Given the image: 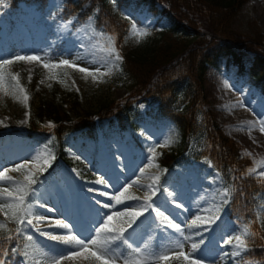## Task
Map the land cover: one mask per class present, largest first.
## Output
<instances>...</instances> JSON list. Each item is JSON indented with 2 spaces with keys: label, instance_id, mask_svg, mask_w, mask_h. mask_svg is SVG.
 Instances as JSON below:
<instances>
[{
  "label": "rangeland",
  "instance_id": "obj_1",
  "mask_svg": "<svg viewBox=\"0 0 264 264\" xmlns=\"http://www.w3.org/2000/svg\"><path fill=\"white\" fill-rule=\"evenodd\" d=\"M61 3L62 0H50L49 6L57 7ZM162 9L161 6H157L158 12H152L147 6H140L134 14L135 21L150 27L155 25L169 27L168 17L160 13ZM37 19L35 12L24 9V14L18 21L17 29L13 34H8L0 23V59L6 58L11 45L14 47L17 45V55L34 54L52 62L69 59L78 67H86L89 71H94L97 67L104 70L102 67L104 53L97 47L104 41L94 32L91 20L74 33H71L69 24H65L64 27L60 25L52 34H47L40 27ZM232 28L245 36L260 35L262 37L260 45L264 46V0H254L244 7L233 21ZM133 40L135 41V37ZM57 45H60V50L55 48ZM224 62L225 58L222 59L219 69L210 66L205 75L208 104L217 122L236 140L243 154H251L248 156L252 158L250 168H253L255 161L264 159V134L259 131L260 125L255 123L264 120V96L258 92L243 90L234 81L233 67H230V73L224 71ZM57 70L50 72L37 62L19 61L5 66L6 80L3 89H0V122H3L0 124V154H4L9 165L2 166L0 160V169L30 162L39 153L50 151L55 156L54 141L50 133L32 137L24 133L28 127L30 109H38L42 105L49 106L57 112L67 113L74 120L76 114H82L85 111L96 112L102 105L109 104L111 101H122L128 93L130 79L123 72L122 64L119 71L113 70L110 76L103 77V83H94L91 76L85 77L75 68L65 69L67 75L63 79L57 77L50 79V75H55ZM9 72L18 74V82L29 96L27 108L23 102L13 100V89L8 83L10 78L7 73ZM15 83L16 81L12 82V84ZM226 84L228 87H225ZM183 98L180 96L177 101L182 102ZM156 106L157 102L152 99L138 100L133 104L131 116L140 122L137 131L140 141L147 148L156 146V153H158L172 147L169 145H172L175 139L171 136L165 138L155 124L150 122L149 118ZM248 122L255 124L251 133L248 130ZM49 123L54 125L51 119L44 118L41 126L48 129ZM114 125H116L115 122L112 124L106 119L98 122L94 140L81 137L80 133L72 134L67 138L70 156L75 159L79 158L82 143H85L86 149L95 147L98 159L96 178L102 174L113 187L105 189L102 185L96 184L95 180L81 178L78 165L69 169L61 168L59 164L54 165V160L42 175L37 173L39 182L34 186L37 191L32 202L45 204L44 208L34 209L36 214H42L45 219L37 224L33 217V225H36L40 231L63 234L65 230L55 224L56 220H63L71 224L74 234L87 238L90 234H95L94 228L104 219L102 214L130 211L139 207L144 192L136 186L129 188L126 195L139 197L140 201L125 200L124 203L115 204V201H110L107 196L97 194L100 191H106L109 195L114 194L118 188L140 176L139 169L148 163V158L143 152L138 148H132L129 144L130 135L116 130ZM200 140L201 134L192 136L188 151L178 158L172 168L164 169L155 162L158 169L146 168L145 175L140 176L142 184L151 182L148 179L149 176H160V191L154 198L159 205V210L179 224L183 230V236L189 239H184L180 233L170 228L162 227V218H157L150 210L139 217L133 228L129 229L125 235L128 236L129 243L134 247L139 246L150 255H159L175 249L178 242L184 245L185 252H190L193 242L199 243L203 240L204 243L200 244L197 251L193 253L195 257L202 258L204 264H228L227 261L231 256H223V253L231 252L233 249L230 245H223V241L236 235L234 233L236 223L234 219L224 216L230 230H220L219 227L216 230V223L225 214V208L222 206V200L225 197L221 193L227 189L219 173L212 166L209 167L210 161L198 157ZM166 142L167 147L158 146ZM31 169L30 163L29 170ZM259 172H264V168H256V171L251 174L261 177L258 175ZM7 175L23 180L20 172H9ZM4 186L0 183V187ZM88 188L96 191L90 193L87 191ZM168 192L173 195L169 196ZM98 200L115 204V207L101 208L97 203ZM177 202L183 204L182 209L174 206ZM47 207H52L54 210L48 212ZM216 207H219V219L215 223L209 226L206 222H200V227H188L197 215L202 217L209 215L208 212L203 211L204 209L215 210ZM123 219L125 218H120V220ZM22 229L32 235L37 244L46 246L45 250L50 254L68 251L67 247L59 242L40 236L39 232L34 231L30 225L23 224ZM112 247L114 255H127L131 251L123 244ZM63 264H88V261L82 257H76L63 261ZM159 264H186V262L182 258L170 256L168 260L161 261Z\"/></svg>",
  "mask_w": 264,
  "mask_h": 264
},
{
  "label": "trees",
  "instance_id": "obj_2",
  "mask_svg": "<svg viewBox=\"0 0 264 264\" xmlns=\"http://www.w3.org/2000/svg\"><path fill=\"white\" fill-rule=\"evenodd\" d=\"M252 1L62 0L57 7H50V0L0 2V23L9 34L15 32L24 9L37 14L39 25L48 34L61 24H70L71 32H75L91 20L95 33L115 37L117 50L123 57L122 70L130 79L128 93L122 101H111L96 112L76 114L74 120L67 113L57 112L49 106L30 109L24 133L29 137L50 133L55 149L54 165L67 169L78 165L82 178L96 180L97 150L94 146L86 149L85 143H82L79 158L75 159L67 148L68 136L80 133L81 137L94 140L98 122L106 119L116 123L113 126L116 130L128 133L131 147L138 148L149 158V148L137 135L140 122L132 118L131 113L133 104L138 100L152 99L157 102L150 122L165 138L171 136L175 140L169 145L172 147L157 153L155 162L164 169L172 168L178 158L188 151L190 138L201 134L198 157L210 161L229 191L225 197L228 202L222 204L225 214L217 223L216 230L218 227L230 230L225 220L227 216L235 220L234 233L238 234L245 225L254 233L248 237L249 251L235 258L229 257L228 264H264V177L248 172L252 158L243 154L236 140L215 119L208 104L205 75L210 66L219 69L225 58L224 71L230 73V67H233L234 81L243 90L264 96L262 37L245 36L232 28L235 18ZM140 6H147L152 12H158L157 6H161L160 13L168 17L170 26L150 27L137 23L134 14ZM131 23L147 28L150 35L136 43L129 35ZM56 48L61 49L60 45ZM16 55V46L11 45L7 57ZM65 69L68 68L61 67L56 71L59 73L57 78L66 77ZM180 96L184 97L182 102L177 101ZM44 118L51 119L54 127H42ZM0 160L2 166L9 165L4 154H0ZM4 220L0 215V221ZM16 227L15 223H8V228L12 230L10 234L14 237ZM20 227L23 228V225ZM7 234L0 231V237ZM26 243L23 236L11 242L0 239V261L4 264H23V256L20 253L13 255L11 248L22 251ZM61 253L55 252L56 255Z\"/></svg>",
  "mask_w": 264,
  "mask_h": 264
},
{
  "label": "snow or ice",
  "instance_id": "obj_3",
  "mask_svg": "<svg viewBox=\"0 0 264 264\" xmlns=\"http://www.w3.org/2000/svg\"><path fill=\"white\" fill-rule=\"evenodd\" d=\"M2 2V0H0ZM91 19V18H89ZM127 19V17H126ZM70 23V22H69ZM64 27V25H61ZM104 42L98 44L97 47L100 51L104 53L103 65L104 70L101 67L95 68L94 71H89L86 67H78L74 61L69 59H60L58 62H52L45 60L44 57L34 55V54H21L16 55L11 58L0 59V89H3L6 75L4 72L5 66L13 65L16 62L23 61L27 63L37 62L40 63L45 69L50 72L55 69H60L61 67L75 68L80 73H83L85 77L91 76L94 83H103V77L110 76L113 72L120 70V65L123 62V57L116 47V40L114 36H105L103 33L97 34ZM129 35L135 37V42L140 43L145 37L150 35L147 28L138 27L136 23H131L129 29ZM59 73L56 75H50V79H55ZM10 78L8 80L9 87L13 89L12 98L17 102H23L24 106L27 108V101L29 96L26 94L25 89L18 82V74L7 73ZM31 80V76H29ZM16 81L15 84H12ZM62 82V81H61ZM43 83V81H41ZM51 87V85H49ZM225 87H228L226 84ZM7 94V93H6ZM22 97V101H20ZM243 105H241L242 107ZM3 122H0L2 124ZM255 123L260 125L259 131L264 134V120L256 121ZM47 127H54L53 124L49 123ZM255 127L253 122H248V130L251 133L252 129ZM159 147H167V142ZM149 158L148 163L139 169L140 176L145 175L146 168H157L158 165L155 164V159L157 156L156 146L149 148ZM247 155H251L247 153ZM78 158V157H77ZM55 159V156L51 154L50 151L39 153L32 158L30 162L19 163L12 168L0 169V183L4 184V187H0V214L5 218L4 221H0V231L4 233H9L0 237L4 241H13L17 237L23 236L24 240L27 242L24 245L23 250L16 247L11 248L13 255L20 253L23 256V264H63L65 260H71L76 257H82L84 260L88 261V264H159L161 261H166L170 256H175L176 258H182L186 264H204L202 258H197L193 255L203 244L204 241L201 240L199 243L193 242L191 244V251L185 252L184 245L182 243H177L175 249L162 252L159 255L146 254L145 250L139 246L134 247L129 243L128 236L125 233L133 228L139 217L143 216L145 212L149 210L155 213L157 218H162V227L165 229L170 228L176 233H180L183 236V230L181 226L173 221L169 215L159 210V205L154 199L158 192L160 191V176L152 175L148 179L151 181L148 184L140 183V176L130 183L118 188L114 194L109 195L106 191H100L97 194L99 196H107L110 201H115V204L124 203L125 200H137L140 201L139 197L126 195L129 188L136 186L139 190L144 192L142 201L138 208L131 209L130 211H117L112 214H102L104 219L94 228V235H89V237H83L79 234H74L72 226L70 223H66L63 220H56L55 224L57 227L65 230L63 234H54L49 232L40 231L36 225H33V217L35 218L37 224L45 219L42 214H36L34 209L44 208L43 203H33L32 200L35 198V193L37 189L34 187L38 182L39 178L37 173L40 175L51 166V161ZM31 163L32 169L29 170V164ZM211 167V165H209ZM256 168H264V159L255 161V167L248 169L249 173L255 172ZM9 172H20L23 175V180L14 179L8 176ZM218 175V174H217ZM259 176L264 177V172H259ZM96 184L102 185L103 188L108 189L113 187L107 178L103 177L102 174L97 176L95 180ZM88 192L92 193L96 190L93 188H88ZM165 191H167L165 189ZM169 196L173 193L168 192ZM221 195L227 197L229 195L228 190H224ZM226 199L222 200V203H227ZM101 208H113L115 204L105 203L102 201H97ZM177 209H182V203H175L174 205ZM54 209L52 207H47L48 212H52ZM203 211L208 212L207 216L197 215L189 224L188 227H200V222H206L209 226L215 223L219 219V207L204 209ZM121 217L125 219L120 220ZM259 218V217H258ZM116 223H113V222ZM8 223H15L17 225L15 229V237L11 235V229L8 228ZM27 224L32 226L34 231L39 232V235L45 237L51 241H57L60 244L67 247L68 251L61 253L59 255L50 254L46 251V246L37 244L34 241V237L28 234L20 226ZM199 235V233H197ZM254 233L250 231V227L245 225L241 231L235 236L229 237L223 241V245H230L232 247L231 252L225 251L223 256H231L233 258L240 256L242 253L249 251L248 237L253 236ZM184 239H189L187 236H183ZM233 241H235L233 243ZM120 244L126 245L131 251L129 254L124 255H114L113 245L119 246ZM5 254H7V249H5ZM0 264H4L0 261Z\"/></svg>",
  "mask_w": 264,
  "mask_h": 264
}]
</instances>
